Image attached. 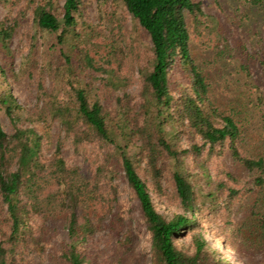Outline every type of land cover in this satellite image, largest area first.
Wrapping results in <instances>:
<instances>
[{"label": "trees", "instance_id": "1", "mask_svg": "<svg viewBox=\"0 0 264 264\" xmlns=\"http://www.w3.org/2000/svg\"><path fill=\"white\" fill-rule=\"evenodd\" d=\"M41 1L32 2L34 26L52 37L47 50L68 99L41 85V110L31 113L10 91L2 96L13 130L0 122V264H137L135 233L118 204L120 178L138 202L151 264H247L240 250L264 254V0H230L228 25L199 0H97L106 27L115 25L106 11L115 5L144 32L148 43L128 40L129 55L116 47L113 27L82 22L85 0L61 8ZM5 22L0 50L11 58L16 28ZM135 67L141 86L131 94ZM0 72L5 77L1 65ZM55 122L63 137L49 154ZM66 141L82 166L63 159ZM211 222L219 230H207ZM103 229L118 237L105 248L97 239Z\"/></svg>", "mask_w": 264, "mask_h": 264}, {"label": "rangeland", "instance_id": "2", "mask_svg": "<svg viewBox=\"0 0 264 264\" xmlns=\"http://www.w3.org/2000/svg\"><path fill=\"white\" fill-rule=\"evenodd\" d=\"M199 1L203 3V10L207 14L212 15L213 17L220 16L219 18L221 22L227 25L230 23L229 21H223H227L228 16L234 13V7L230 0ZM32 2L33 0H0V23L6 21V26L15 25L16 28L14 35L10 41V51L12 57H6L5 52L0 50V65L2 67V71H4L5 73L4 77L0 72V122L7 132H11L13 129L9 118L5 113V109L1 104V99L3 98L2 96L8 93V91H10L14 95L18 104H20V106L24 108L26 112L31 113H36L41 110L42 103L38 99V93L41 85H43L46 90L54 91L55 94H59V96L64 95L65 98L68 99V93H66V88L61 82V78L58 76V62H56V60H52V54L54 53L49 52L47 50L49 48V45L51 44L50 40L52 37H49L50 39L49 41H47L46 34H41L35 29ZM41 2L44 3L43 0ZM56 2L60 8L64 4V0H56ZM106 11L109 14L113 15L112 20L115 23V25L113 26H110V24H108L109 28L106 27L107 23L101 21L102 17H106L100 16L102 15V13L98 11L97 0H85V8L82 10L81 20L85 23H88L89 21L93 22L96 26L95 28H98V26L100 25V29H98L97 31L105 29L107 32L113 27L116 33V38H118L116 47H118V49H122V53L124 52V54L126 53V55H129L131 49H133L132 44L128 42V40H130L131 42L132 40H134V44L148 43V39L146 38L144 32L142 30L135 29L130 15L125 9L117 8L115 5H112L107 7ZM59 14H61V12ZM215 21L216 20H213V24H215ZM237 22H239V20H237ZM239 24L241 26L240 33L242 37L245 38L247 41H250V44V33L246 30L247 28L243 27L244 25H241V23ZM82 27L86 28V26ZM230 29L227 33V40L229 42L236 39L235 35L230 34ZM32 38L34 40H32ZM260 48L264 49V45L262 47H259V49ZM134 53L135 55H141V53L143 55V51L140 45H136L134 47ZM32 57L34 61V63L32 61L33 64L30 62V60H32ZM130 62H132L136 66L133 60H130ZM129 64L130 63L126 65L123 63L122 69L130 70ZM133 72L134 75L132 76V84L131 87L128 89V92L131 94H136L139 91L141 84L138 70L136 67ZM253 72V76L256 79H259L262 75V73H260V70L257 71L256 69ZM177 75L181 78V72L179 69H177ZM226 78L230 81H234V77L231 75ZM259 82L263 83V79ZM223 101L225 103L226 98H224ZM26 124L29 126L30 122H27ZM37 128L39 129V132H42V125H37ZM51 134L54 137V143L52 146L46 144V148L49 154L53 153L58 138L63 137V133L61 132L58 123L55 122L53 124L51 128ZM85 147L92 153L100 151L99 146L97 144H87ZM62 157L66 162L70 164L77 166L83 165L82 155L74 151L70 141L65 142L64 148L62 150ZM217 160V158H214V164L212 165L213 171H217V167L215 165ZM224 161H227V159H224ZM248 180L251 181V179L249 178ZM118 184L120 187V196L118 204L123 209L124 217H126L127 220L131 222L132 228L135 233V242L133 249L134 259L136 260L137 264H151L149 233L146 230V226L142 220L141 213L138 207V202L135 199L131 198L130 192L127 188V183L124 181L123 178H120L118 180ZM173 207L176 208V205H174ZM238 208L239 203L237 202V209ZM236 210H234V212H236ZM230 216L232 217V219L238 220L241 217L245 216V212L243 211L239 214L232 213ZM219 222L220 225H224V220H221V218L219 219ZM206 228L207 230L212 232L213 230H219V226L216 224V222L209 223ZM209 231L207 232V238L212 243L214 248H217L219 250L223 249V246ZM58 236V240H62V234H59ZM119 237H122V234H120ZM117 238V234L112 235V233H110L108 229H103L101 232H99L97 236V239L99 240L100 246L102 248H105L108 242L115 243ZM228 255L237 256L233 252L226 251L224 253V256ZM239 256H241L243 261L247 264H259L264 259V254L257 253L256 255H253L248 254L243 250H240ZM40 264L50 263L44 261ZM52 264L63 263L58 260H54Z\"/></svg>", "mask_w": 264, "mask_h": 264}]
</instances>
